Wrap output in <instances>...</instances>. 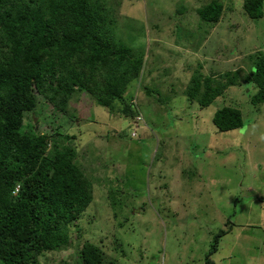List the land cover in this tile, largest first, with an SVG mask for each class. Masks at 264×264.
Returning <instances> with one entry per match:
<instances>
[{
    "label": "rangeland",
    "instance_id": "obj_1",
    "mask_svg": "<svg viewBox=\"0 0 264 264\" xmlns=\"http://www.w3.org/2000/svg\"><path fill=\"white\" fill-rule=\"evenodd\" d=\"M107 1L112 36L143 54V72L112 111L76 93L68 116L40 97L25 114L36 132L74 137L66 144L93 188L68 247L40 263L77 264L89 241L115 264H264V105L250 104L257 88L243 83L253 54L264 55V6L250 19L243 0H220L221 18L208 25L196 10L211 0ZM195 70L231 71L239 82L200 108L184 94ZM223 107L241 111L240 129L215 128Z\"/></svg>",
    "mask_w": 264,
    "mask_h": 264
},
{
    "label": "trees",
    "instance_id": "obj_2",
    "mask_svg": "<svg viewBox=\"0 0 264 264\" xmlns=\"http://www.w3.org/2000/svg\"><path fill=\"white\" fill-rule=\"evenodd\" d=\"M108 4L0 0V264H41L42 254L66 249L69 229L92 202V184L70 145L74 137L59 133V128L36 132L25 124V114L39 105L38 97L63 116L70 114L67 105L76 93L90 95L109 111L115 103L125 102L127 88L143 72V54L114 39L115 16ZM263 6L264 0L242 4L250 19L262 18ZM222 13L220 0L196 10L208 25L218 23ZM253 55L243 83L257 88L250 98L256 108L264 105V55ZM238 78L231 71L204 75L195 70L184 94L190 103L205 108L237 85ZM135 108L134 103L128 107L132 118L139 116ZM212 123L220 132L240 129L242 113L223 107L214 113ZM224 233L213 236L209 253L217 250ZM77 264L115 261L84 241ZM205 264L213 263L206 257Z\"/></svg>",
    "mask_w": 264,
    "mask_h": 264
},
{
    "label": "built area",
    "instance_id": "obj_3",
    "mask_svg": "<svg viewBox=\"0 0 264 264\" xmlns=\"http://www.w3.org/2000/svg\"><path fill=\"white\" fill-rule=\"evenodd\" d=\"M139 119H140L139 116L135 118V122H134L135 123V126H137V123L139 122ZM132 135H134V134H132Z\"/></svg>",
    "mask_w": 264,
    "mask_h": 264
},
{
    "label": "crops",
    "instance_id": "obj_4",
    "mask_svg": "<svg viewBox=\"0 0 264 264\" xmlns=\"http://www.w3.org/2000/svg\"><path fill=\"white\" fill-rule=\"evenodd\" d=\"M137 125H138V123H137Z\"/></svg>",
    "mask_w": 264,
    "mask_h": 264
}]
</instances>
